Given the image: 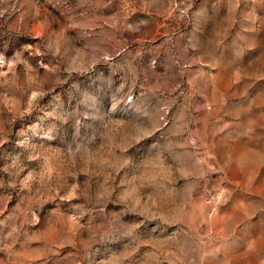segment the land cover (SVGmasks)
<instances>
[{
  "label": "rangeland",
  "instance_id": "obj_1",
  "mask_svg": "<svg viewBox=\"0 0 264 264\" xmlns=\"http://www.w3.org/2000/svg\"><path fill=\"white\" fill-rule=\"evenodd\" d=\"M0 264H264V0H0Z\"/></svg>",
  "mask_w": 264,
  "mask_h": 264
}]
</instances>
